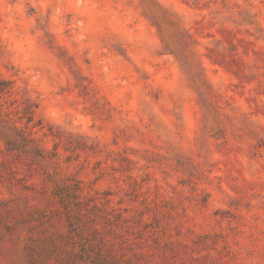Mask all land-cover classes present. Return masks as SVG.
Listing matches in <instances>:
<instances>
[{
  "label": "rangeland",
  "instance_id": "rangeland-1",
  "mask_svg": "<svg viewBox=\"0 0 264 264\" xmlns=\"http://www.w3.org/2000/svg\"><path fill=\"white\" fill-rule=\"evenodd\" d=\"M0 75L45 155L0 139V264L76 181L141 264H264V0H0Z\"/></svg>",
  "mask_w": 264,
  "mask_h": 264
},
{
  "label": "trees",
  "instance_id": "trees-1",
  "mask_svg": "<svg viewBox=\"0 0 264 264\" xmlns=\"http://www.w3.org/2000/svg\"><path fill=\"white\" fill-rule=\"evenodd\" d=\"M11 84L0 75V99L10 91ZM4 105L0 102V139L5 150L16 158L29 156L31 165L38 163L36 157L45 155L32 131L42 124L34 122L37 105L28 98L22 101V108L12 111ZM13 113L19 114L17 119L12 118ZM42 193L50 200L45 191ZM51 193L59 206L25 205L8 210L13 220L3 221L2 237L13 239L27 230L22 255L26 264H141V255L117 232L121 215L91 203L77 181L55 183Z\"/></svg>",
  "mask_w": 264,
  "mask_h": 264
}]
</instances>
